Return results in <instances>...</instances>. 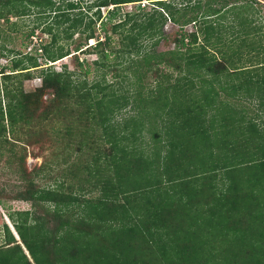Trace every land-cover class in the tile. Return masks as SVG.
<instances>
[{"label":"trees","instance_id":"obj_1","mask_svg":"<svg viewBox=\"0 0 264 264\" xmlns=\"http://www.w3.org/2000/svg\"><path fill=\"white\" fill-rule=\"evenodd\" d=\"M149 1L146 11L142 0H0V56L11 60L0 69V139H21L13 132L29 128L37 109L46 119L73 108L84 124L101 126L109 144L89 163L78 156L50 185H37L19 163L23 186L13 198L30 208L8 212L16 235L3 223L0 264H264V57L248 40L264 23L253 25L248 0ZM130 2L137 10L119 14ZM30 14L25 39L40 29L49 41L35 53L5 49L2 25L18 31L11 16ZM168 20L177 26L170 38ZM234 28L238 34L227 35ZM168 39L172 48L155 49ZM78 51L94 53L100 70L110 69L111 54L126 62L138 80L133 96L102 92L110 85L99 81L88 87L54 63L40 67L39 87L23 88L38 56L46 64ZM160 66L176 77L165 72L144 92L142 81ZM240 97L253 102V115L229 101ZM129 103L134 113L115 122ZM145 130L153 139H143Z\"/></svg>","mask_w":264,"mask_h":264},{"label":"rangeland","instance_id":"obj_2","mask_svg":"<svg viewBox=\"0 0 264 264\" xmlns=\"http://www.w3.org/2000/svg\"><path fill=\"white\" fill-rule=\"evenodd\" d=\"M143 3L141 5L146 4V11L151 7V3L149 0H142ZM254 4V6L250 10L251 16L249 18L254 19V23L256 26L260 25L261 23H264V0H248ZM136 3L138 2H130L126 3L123 6H120L119 14L124 13L125 11H135L136 9ZM105 12V11H104ZM231 17V16H227ZM34 14H30L28 16L24 17H14L11 16L12 20H15L17 22V25L15 28L19 29L18 31L9 30L5 24L2 25V28L5 29V33H8L9 38L7 41L4 42L5 49H12V50H18L22 51V53L30 52L35 53L37 51L38 44L40 43L41 39L43 42L49 41V36L44 34L40 31V29H36L33 36L30 37L31 41L28 42L26 37L23 35L27 33L29 30V27L32 25V21L34 20ZM225 23L228 24V21H230V18L223 19ZM1 24V20H0ZM185 29L193 30V27L188 25L185 27ZM164 33L172 36L177 31V26L173 25L169 20L165 24ZM232 34L234 37L236 34V29L234 30H228L227 35ZM248 40H253L256 45H259L257 56L260 60L264 57V27L261 28L260 31H258V35H253L252 37L248 38ZM1 42V40H0ZM94 42L88 41V44ZM151 42H146V46H149ZM74 44L69 45V48L72 49ZM174 46V42L172 39L168 40H161L157 45H155V49L159 50H165L168 48H172ZM12 52L11 54H13ZM72 54H75L72 56ZM254 55V53L252 54ZM75 56L79 58V61L84 60L81 67H76L75 62ZM114 57V54H111L108 57V60L110 62L111 67L108 69V67H103L101 70L100 67H96L93 64V60L96 58V55L94 53H82V52H72L68 56H65L62 59H59L54 62L50 63H44L43 60L38 56V63H42L41 66H38L37 68H30L28 69L31 76L29 79L25 80L23 82V88L27 90H33L36 87L40 86V78L37 76L38 71L40 67H46L49 64L54 63V67L59 70L61 69L62 65H66L69 70H76L77 75L74 76L75 79L83 80L86 79L88 82V87L94 83L95 81H99L100 85L109 84L110 87L102 90V92H112L115 91V93L123 94L125 96H133L132 91L134 88L139 87L138 80L136 79L135 75H132V73L128 72L127 70H124L123 67L126 64V62H123L122 64H115L119 60L112 59ZM248 57V56H246ZM10 57L9 56H0V69L2 66L9 65L10 63ZM252 63V62H251ZM245 65H248L250 63H244ZM162 72L155 73V71H152L148 74L147 77H145V80L142 81L143 84L146 85V88L143 89L144 92H148L151 87H156L157 82L161 80V75L165 72H170L172 75V79L176 77L177 73L172 70L171 68H164L163 66H160ZM9 68H6V71H8ZM102 70L107 71L106 75L104 76V80L100 77V72ZM87 71V72H86ZM86 72V74H84ZM124 73H127L128 77H124ZM2 74H0V103L3 107H5V104L7 102V98L3 97L2 87ZM136 80V83L134 82ZM173 81V80H172ZM9 85L11 81H6ZM141 82V81H140ZM14 83V82H13ZM134 83V84H133ZM15 84V83H14ZM12 87V86H11ZM102 92L99 94V96H102ZM221 95L224 96V94L221 92ZM225 97V96H224ZM106 98V97H105ZM226 98V97H225ZM47 99V96H43L40 99V102L42 100ZM107 99V98H106ZM105 99V100H106ZM229 101H234L238 103V106L240 108L245 107L246 109L243 111L248 116L253 115L255 113L252 107L253 102L243 99V98H237L236 100H233V98H229ZM132 102V100L130 101ZM237 106V105H236ZM251 107V108H250ZM71 108V107H70ZM76 109H67L65 112V117H60V115H53L52 117H48L46 119L40 118L41 109H37L35 113L32 115V125L29 126V128H25L22 126V128H19V130H16L13 132L14 134H18L17 136L21 139H17L13 136V133H10L9 131L6 132V136L8 139H11L10 137H14L11 139V141H4L3 139H0V241L2 242L3 231H2V225L3 223H7L8 227L11 229L12 232H16L14 230V226L11 222V220L8 217V212L13 210H24L30 208V203L24 200H19L13 198L14 191L17 190L19 187L23 186V182L20 179L19 171L16 172V169L20 166H23L24 169H26L27 172L33 171L34 181L37 185H50L55 182H58L61 177V173L63 171L66 172V167H69L73 161L77 160V157L80 156L79 160L82 161V163H89L91 162V156L96 151L104 150L108 147V143H105V135L103 128L99 125L92 124L89 126V124L86 122H81V120H78L76 117ZM134 113L133 110H131V103L123 109H121L115 116L114 121L118 123H122L124 119L129 117ZM3 123L8 126L6 114L4 115V121ZM88 124V125H87ZM6 126V127H7ZM88 126V127H87ZM91 127L90 133L87 135H83L81 133L82 130H85L86 128ZM8 128V127H7ZM71 131V133H69ZM140 134H144L143 139H153L151 136V133L149 131L141 132ZM99 135V136H98ZM101 135V137H100ZM39 137L41 139L39 142H36L35 138ZM32 137V140L29 139ZM43 137V138H42ZM1 138V136H0ZM141 136L139 135V139ZM28 141V143H24L25 141ZM80 147L79 149L77 147ZM22 154V155H20ZM21 156L24 158V160H20ZM66 160V161H64ZM24 163V164H23ZM43 165V170L41 172H37V175L35 174L34 170L35 168L40 167ZM66 181L69 183H75V179H71L69 177L66 178Z\"/></svg>","mask_w":264,"mask_h":264}]
</instances>
